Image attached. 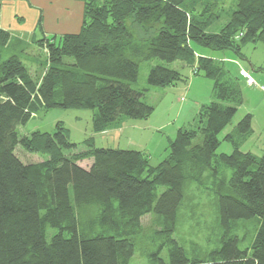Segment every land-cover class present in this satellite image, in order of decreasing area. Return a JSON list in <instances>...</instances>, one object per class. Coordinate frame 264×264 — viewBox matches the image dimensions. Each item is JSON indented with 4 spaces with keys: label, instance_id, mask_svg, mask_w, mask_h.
<instances>
[{
    "label": "trees",
    "instance_id": "trees-1",
    "mask_svg": "<svg viewBox=\"0 0 264 264\" xmlns=\"http://www.w3.org/2000/svg\"><path fill=\"white\" fill-rule=\"evenodd\" d=\"M82 1L78 32L46 36L38 22L39 38L18 39L19 44L13 40L22 54L28 43L44 50L46 63L39 77L15 53L6 59L0 54V264H129L135 241L130 227L117 230V220H137L150 213L166 221L170 237L165 242L167 260L157 250L148 254L149 264H264V152L257 158L241 149L252 131V114L246 113L223 136L233 146L231 153H215L218 135L243 102V94L238 77L209 54L231 50L241 56L244 43L264 44V0H236L217 28L211 27L220 18L221 10L216 9L222 0ZM10 39L9 31L0 28V49ZM154 58L180 61L194 75L210 78L214 95L199 108L194 128L196 121L177 129L157 165L139 149L88 142L87 149L76 151L77 144L59 122L50 132L18 133L17 127L39 109L94 110L96 132L126 118L148 117L153 106L142 100L148 89L131 84L138 78L139 63ZM187 77L157 64L149 69L147 83L173 86ZM17 146L44 158L24 162L15 153ZM83 160H89L88 166ZM187 163L212 171L220 165L231 169L226 190L217 194L223 233L219 245L203 258H189L171 237ZM160 186L165 188L158 193ZM75 200L96 203L98 226L107 228L83 230ZM254 217L262 221L253 242L240 249L229 228L235 220ZM47 227L56 230L49 239Z\"/></svg>",
    "mask_w": 264,
    "mask_h": 264
},
{
    "label": "rangeland",
    "instance_id": "rangeland-1",
    "mask_svg": "<svg viewBox=\"0 0 264 264\" xmlns=\"http://www.w3.org/2000/svg\"><path fill=\"white\" fill-rule=\"evenodd\" d=\"M235 1L222 0L219 3L216 10H221L220 18L211 28L220 27L226 22ZM38 29L35 32L36 38L41 35ZM15 36L10 35V38ZM25 38L27 37L24 36ZM15 46L19 45L9 42L8 46H3L0 49L1 58L6 59L15 53L30 73L39 77L46 63L44 50L35 43L31 45L28 43L25 45V53L22 54L20 48L19 50L14 49ZM209 54L219 61L230 75L236 76L237 72L239 75L240 66H245V70L256 82V85L251 87L261 89L262 84L264 86V44L252 41L244 43L241 56H236L231 50L210 51ZM252 62H256L261 68L251 67ZM157 64L176 68L185 74L190 70L189 67L182 68L180 61L167 63L154 58L139 63L138 78L131 84V87L138 90L148 89L142 100L151 104L153 111L146 118H126L125 123L119 128L111 130L108 128L96 132L92 127L94 110L84 108L39 109L33 112L26 124L17 127L18 133L29 135L34 130L50 132L59 122L64 127L67 138L77 144L76 151L87 149L86 143L88 142L96 147L139 149L148 154L151 165H157L167 155L168 141L174 139L177 129L191 127L196 121L192 127L194 128L198 122L200 106L209 103L214 97L212 94L209 95L213 81L202 75L195 77V81L199 82L192 85V91L188 95L172 90L182 87L186 82L178 83L177 86H150L147 83V73ZM247 89L242 85L243 102L238 106L230 123L219 133L220 144L215 151L216 154L231 153L233 146L229 141L224 140L223 136L232 131L246 113L252 114V131L242 143L241 149L250 151L257 158L264 152V92L259 91L256 95L249 94ZM15 153L24 162H38L44 158L43 155L27 152L20 146L16 147ZM81 164L88 166L89 160H83ZM230 174L231 169L225 165H220L214 171L188 163L185 166V177L182 184L183 199L171 237L183 247L189 258H203L211 249L219 245L223 230L219 225L217 194L221 190H226V182ZM164 188L163 186L158 187L157 192L163 191ZM75 201H73L74 209L83 230L97 232L107 228L98 226L96 217L100 213V207L96 203ZM94 219L95 222L92 224ZM261 221V218L254 217L238 219L231 224L229 233L237 237L240 249L251 245ZM165 222L161 216L152 213L137 220L118 218L117 230L120 232L123 228L129 229L130 227L129 236L135 241L134 254L129 264H149L148 254L157 250H159V256L167 260L168 246L165 242L170 236L167 234ZM54 232H56L55 229L47 227L46 238L49 239Z\"/></svg>",
    "mask_w": 264,
    "mask_h": 264
},
{
    "label": "crops",
    "instance_id": "crops-1",
    "mask_svg": "<svg viewBox=\"0 0 264 264\" xmlns=\"http://www.w3.org/2000/svg\"><path fill=\"white\" fill-rule=\"evenodd\" d=\"M83 7V3L80 0H0V28L9 31L10 35L15 36L16 34L14 38L12 37L13 39L11 38V43L16 41L18 44V39L29 40L35 38L38 22H41V32L46 36L75 33L79 31L82 23ZM38 31L40 34V30ZM24 36L27 38L24 39ZM251 65V67H260L256 62H252ZM240 69L246 68L245 66H240ZM186 74L188 77L185 85L179 87L180 89L178 87L177 89H172L174 92H182L188 95L192 91V85L199 82L195 81L197 75H194L191 70ZM236 77H238L240 82L241 91L243 85L248 88L247 93L249 94L253 93L256 95V93L259 94V91L264 92L261 87L259 89V87L246 85L244 80L238 75V72ZM173 86H177V84ZM211 88L209 95L212 94L213 96V85H211ZM125 120L109 129L119 128L125 123Z\"/></svg>",
    "mask_w": 264,
    "mask_h": 264
},
{
    "label": "built area",
    "instance_id": "built-area-1",
    "mask_svg": "<svg viewBox=\"0 0 264 264\" xmlns=\"http://www.w3.org/2000/svg\"><path fill=\"white\" fill-rule=\"evenodd\" d=\"M239 75H240V77L243 78L246 85H248V86L256 85V82L253 79V77L245 69H240ZM261 88L264 91V86H261Z\"/></svg>",
    "mask_w": 264,
    "mask_h": 264
}]
</instances>
